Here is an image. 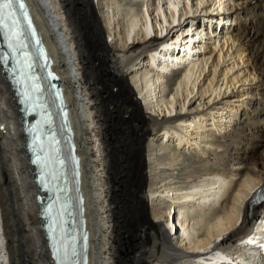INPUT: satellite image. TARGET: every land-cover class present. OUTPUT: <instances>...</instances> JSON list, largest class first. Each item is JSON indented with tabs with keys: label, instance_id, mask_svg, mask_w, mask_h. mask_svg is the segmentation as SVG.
I'll use <instances>...</instances> for the list:
<instances>
[{
	"label": "bare ground",
	"instance_id": "1",
	"mask_svg": "<svg viewBox=\"0 0 264 264\" xmlns=\"http://www.w3.org/2000/svg\"><path fill=\"white\" fill-rule=\"evenodd\" d=\"M26 2L70 109L89 264H221L227 250H244L238 264H259L260 247L246 256L243 243L264 231V204L249 208L264 186V0ZM206 21L219 24L201 28ZM168 46L179 52L166 51ZM107 99L127 105L129 113L102 121ZM54 115L69 159L62 120L57 110ZM0 116V264H55L23 115L1 62ZM173 121L179 124L159 138L160 125ZM124 123L138 129H123ZM126 142L132 148L121 160L136 161L134 181L124 174L112 178L106 167L110 149H124ZM68 172L74 187L70 159ZM147 181L146 196L141 191Z\"/></svg>",
	"mask_w": 264,
	"mask_h": 264
},
{
	"label": "water",
	"instance_id": "2",
	"mask_svg": "<svg viewBox=\"0 0 264 264\" xmlns=\"http://www.w3.org/2000/svg\"><path fill=\"white\" fill-rule=\"evenodd\" d=\"M24 30H23V33H25L26 35V38L27 40H30V43L31 42V34H30V31L27 27V25L24 23ZM5 44L3 42H0V49L3 50V51H6L7 49L4 47ZM7 62L10 64L9 65V68H13L12 65H13V62H12V59L10 57L9 54H7ZM40 65H42L40 63ZM35 68H37V65L35 66ZM15 72V71H14ZM58 86H61V83L58 81V79H55ZM42 95L44 96V103H45V107L44 109L47 110V112L49 113V116H50V121H48L46 124H45V128L48 130V131H51L53 130L55 132V136L58 138L59 140V146H60V149H59V152H60V156H61V159L63 160L64 162V171H61L59 177L57 178V192H58V197H60L64 202H69V206L65 209L64 211V216H65V219H66V227H67V230L70 229V222H69V214L71 213V215L73 216V222L72 224L74 225H77V227L79 226V238H77V245H76V252H75V260H76V264H88L87 260L86 262L84 261V257L85 255L87 256V249L85 250L84 247H83V242H82V232H81V221H82V214H83V209H84V206H83V200L81 201L80 200V196L82 195V191L78 185V182H77V179H76V176H75V165H74V158H72V156L70 155L69 159L72 163V173H73V176H74V187H71V184H70V178H69V172H68V158L64 156V153H63V142L61 141V138L58 136V133H57V130H56V123H55V119H54V110H57L58 113H59V106L57 105L56 100L54 98V95H53V98H54V105H55V109L53 107H51V104H50V101L47 99V96L45 93H42ZM36 112L34 110H29L27 115H26V118H27V125H28V128H31L32 127V123L34 121V116H35ZM59 118L61 119V115L59 113ZM61 126L62 128L65 130L64 126H63V123H61ZM64 139L65 141H67V146L69 148V144H68V137H67V134L66 132L64 133ZM64 141V140H63ZM35 154L37 155V157L39 156V151L37 149H35ZM35 166H36V172L37 171H42L43 173V169L41 167V163H40V160L37 159L36 162H35ZM64 172V174H63ZM62 175L63 177L65 178V180L67 181V187L68 189L65 190L64 189H60L62 186L65 187L62 183ZM45 178H46V174H43L42 175V179L40 180V192L42 194V202H43V210H45V214H44V217H45V220H49L50 219V210H46L44 209V206H47L50 202V199L52 197V194H53V190L52 189H49L47 188V186H43L45 184ZM55 190V191H56ZM69 264V263H67Z\"/></svg>",
	"mask_w": 264,
	"mask_h": 264
},
{
	"label": "rangeland",
	"instance_id": "3",
	"mask_svg": "<svg viewBox=\"0 0 264 264\" xmlns=\"http://www.w3.org/2000/svg\"><path fill=\"white\" fill-rule=\"evenodd\" d=\"M102 26L104 27V29L106 28V25H105V22L104 21L102 22ZM224 32H226V28H224ZM227 33H229V32H227ZM104 39L110 41L109 33H107V30L106 29H105ZM245 59H247V57ZM135 92H136V95L137 96H141L139 94V90L137 88L135 89ZM141 103H142V106H144L146 104L145 101H143V100L141 101ZM144 109H145V106H144ZM122 110H123V113L125 115H127L129 113V111H130L129 110V107L127 105L126 106L123 105L122 108H119V105H117V104H115V106L112 105V102L110 100H108V99L105 100V101H103V105H102V121H103V119L104 120H107L108 117H109V115H122L121 114L122 113ZM2 119L3 118L0 116V120L3 122ZM177 124H179V123L173 121V122H169L167 124L166 123H163L162 125H160V127L158 128V137L161 138L162 135L164 134V132L167 129H169L172 125L174 126V125H177ZM127 125L128 124H125L124 123L122 125L123 129H128V128H129V130H131V129H134V130L136 129L137 130L138 129L137 123H133L132 125H128V126ZM150 125H152L151 122H149L147 126H150ZM115 138L118 139V136L115 135ZM128 143L129 142H126L125 145H124V149L125 150L122 149V148H118V147H112L110 149L111 151H109L108 154H107L108 159L106 161V167L110 170V173H111L110 175H111L112 178H115V177L119 176L120 174H124L131 181L132 180L134 181V179H135L136 170H137V164H135L136 161L134 159H132V157H130L131 159H128L129 157H127V158L124 157V159L121 160V156L125 155L126 153H128L127 156L130 155L129 154V151L131 150L132 147H131V144L128 145ZM126 149H128V150H126ZM144 153H145L146 158H147L148 157V152H144ZM189 157H190V159L191 158H195V159L197 158L195 156L194 157L189 156ZM142 171L145 173V177L146 178H149L150 177L149 166L144 165L143 168H142ZM108 181L110 182V188H109L110 191H109V193H114V191L116 190L117 186H116V184H113V181L111 179H109ZM135 185H136V183H135ZM147 186H148V181H147L146 186L144 187V189L141 191V193L143 195H146V196H147ZM136 188H138V186H136ZM179 218H181V217H179ZM133 226H136V223L135 222L133 223ZM170 227H171V223L170 224H167L168 231H169V228ZM155 230L158 232L160 229H159V227H157ZM136 241H137V238L134 236L131 241L129 240V246L132 247L133 246V243L134 242L136 243ZM241 252H242L241 254H244V250H242ZM241 254H240V256H241ZM202 264H209V262H205V263H202Z\"/></svg>",
	"mask_w": 264,
	"mask_h": 264
},
{
	"label": "snow or ice",
	"instance_id": "4",
	"mask_svg": "<svg viewBox=\"0 0 264 264\" xmlns=\"http://www.w3.org/2000/svg\"><path fill=\"white\" fill-rule=\"evenodd\" d=\"M16 5L27 19L25 0H0V28H8L13 40L18 39V22L14 18L13 6Z\"/></svg>",
	"mask_w": 264,
	"mask_h": 264
}]
</instances>
